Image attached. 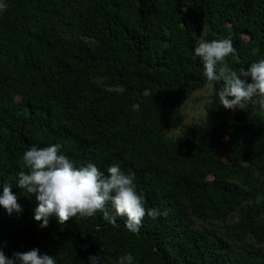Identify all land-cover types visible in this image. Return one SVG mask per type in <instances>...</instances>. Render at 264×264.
Instances as JSON below:
<instances>
[{"label": "trees", "instance_id": "trees-1", "mask_svg": "<svg viewBox=\"0 0 264 264\" xmlns=\"http://www.w3.org/2000/svg\"><path fill=\"white\" fill-rule=\"evenodd\" d=\"M0 264H264V0H0Z\"/></svg>", "mask_w": 264, "mask_h": 264}, {"label": "rangeland", "instance_id": "rangeland-1", "mask_svg": "<svg viewBox=\"0 0 264 264\" xmlns=\"http://www.w3.org/2000/svg\"><path fill=\"white\" fill-rule=\"evenodd\" d=\"M210 92L211 86L207 85L193 94L186 96L183 105V113L185 118L184 125L180 129L171 131L170 135L172 137L179 138L187 136L188 126L190 124L211 122L205 110V104L208 101Z\"/></svg>", "mask_w": 264, "mask_h": 264}]
</instances>
